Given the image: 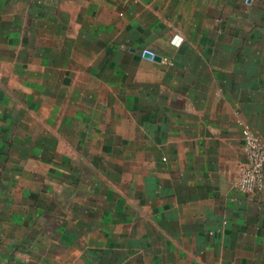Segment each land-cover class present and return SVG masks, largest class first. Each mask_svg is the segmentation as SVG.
Returning a JSON list of instances; mask_svg holds the SVG:
<instances>
[{
	"label": "crops",
	"instance_id": "0c3cea01",
	"mask_svg": "<svg viewBox=\"0 0 264 264\" xmlns=\"http://www.w3.org/2000/svg\"><path fill=\"white\" fill-rule=\"evenodd\" d=\"M243 126L264 0H0V264H264Z\"/></svg>",
	"mask_w": 264,
	"mask_h": 264
},
{
	"label": "built area",
	"instance_id": "2783aa9c",
	"mask_svg": "<svg viewBox=\"0 0 264 264\" xmlns=\"http://www.w3.org/2000/svg\"><path fill=\"white\" fill-rule=\"evenodd\" d=\"M167 63L166 59H161ZM238 125L242 123L238 120ZM242 151L246 163L239 168V174L233 188L243 196H249L262 190V174L264 171V143L261 138L248 127H242Z\"/></svg>",
	"mask_w": 264,
	"mask_h": 264
},
{
	"label": "water",
	"instance_id": "95a60500",
	"mask_svg": "<svg viewBox=\"0 0 264 264\" xmlns=\"http://www.w3.org/2000/svg\"><path fill=\"white\" fill-rule=\"evenodd\" d=\"M145 57L152 59L153 61L160 62L161 58L158 56H150L149 54H146Z\"/></svg>",
	"mask_w": 264,
	"mask_h": 264
}]
</instances>
